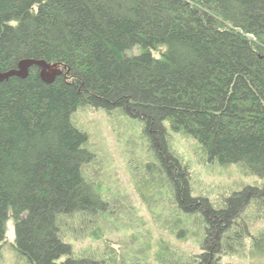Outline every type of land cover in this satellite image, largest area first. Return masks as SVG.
<instances>
[{
    "label": "trees",
    "instance_id": "obj_1",
    "mask_svg": "<svg viewBox=\"0 0 264 264\" xmlns=\"http://www.w3.org/2000/svg\"><path fill=\"white\" fill-rule=\"evenodd\" d=\"M24 59L62 75L46 83L32 67L0 83V247L11 222L29 264H232L243 254L242 212L264 195L246 187L223 208L192 197L164 123L209 162L264 175V0H0V72ZM84 107L122 109L158 138L149 217L197 253L163 239L131 258L109 247L104 220L120 214L96 193L94 155L70 121ZM251 242L264 261V235Z\"/></svg>",
    "mask_w": 264,
    "mask_h": 264
},
{
    "label": "rangeland",
    "instance_id": "obj_2",
    "mask_svg": "<svg viewBox=\"0 0 264 264\" xmlns=\"http://www.w3.org/2000/svg\"><path fill=\"white\" fill-rule=\"evenodd\" d=\"M70 121L76 129L85 133V148L94 155L89 170L95 178L96 193L105 202H111L110 205L113 203V214H120L118 222L113 225L104 220L109 247L124 256L131 252L128 255L131 258L133 246L141 242L153 245L163 239L173 248L178 247L181 253H197L198 248L193 241L178 243L151 222L145 201L153 197L151 175L154 179V164H159L161 147L158 138L146 132L144 121L122 109L106 111L94 107L77 109L70 116ZM164 127L169 152L189 173L192 197L207 199L213 207L223 208L229 197L246 187L257 189L259 194L264 195V175L252 174L240 164L209 162L197 141L173 132L167 122ZM150 172L151 175L148 174ZM242 217L248 231L245 246L240 250L243 254L227 260L232 264H259L261 259L253 253H258L261 258L263 255L254 248L251 237L264 235V196L252 200L242 212ZM190 230L193 229L190 227ZM132 240H135L134 243ZM93 245L102 246L101 243ZM0 264H29L24 259H18L11 222L7 224L6 239L0 247ZM126 264L141 263L131 260Z\"/></svg>",
    "mask_w": 264,
    "mask_h": 264
},
{
    "label": "water",
    "instance_id": "obj_3",
    "mask_svg": "<svg viewBox=\"0 0 264 264\" xmlns=\"http://www.w3.org/2000/svg\"><path fill=\"white\" fill-rule=\"evenodd\" d=\"M32 67H37L40 70V78L46 83H52L56 76L62 73L59 65H49L42 60L24 59L18 63L16 69L7 72H0V83L8 81L12 77L25 79L29 74V69ZM48 71H51L49 75L46 74ZM44 75H47L48 77H43Z\"/></svg>",
    "mask_w": 264,
    "mask_h": 264
},
{
    "label": "flooded vegetation",
    "instance_id": "obj_4",
    "mask_svg": "<svg viewBox=\"0 0 264 264\" xmlns=\"http://www.w3.org/2000/svg\"><path fill=\"white\" fill-rule=\"evenodd\" d=\"M51 73V71H48L46 74L49 75ZM39 74H41L40 70H39ZM47 75H44L43 77H48ZM62 75V73L58 74L56 77ZM41 77V76H40Z\"/></svg>",
    "mask_w": 264,
    "mask_h": 264
}]
</instances>
